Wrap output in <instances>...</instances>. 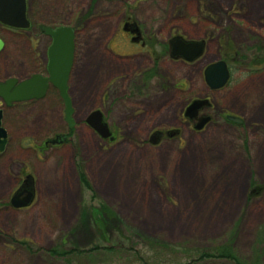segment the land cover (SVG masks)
Masks as SVG:
<instances>
[{
  "label": "rangeland",
  "instance_id": "1",
  "mask_svg": "<svg viewBox=\"0 0 264 264\" xmlns=\"http://www.w3.org/2000/svg\"><path fill=\"white\" fill-rule=\"evenodd\" d=\"M28 9L29 31L0 29V79L44 71L40 24L72 27L74 126L54 95L6 117L0 264H192L225 243L241 261L264 264V0H28ZM125 18L139 24L146 48L121 34ZM174 38L201 42L203 53L171 59ZM219 60L230 76L211 91L202 73ZM204 97L211 119L196 131L181 113ZM95 110L111 139L85 124ZM59 135L64 143L40 147ZM24 174L34 203L7 209ZM62 244L89 254L52 257Z\"/></svg>",
  "mask_w": 264,
  "mask_h": 264
},
{
  "label": "water",
  "instance_id": "2",
  "mask_svg": "<svg viewBox=\"0 0 264 264\" xmlns=\"http://www.w3.org/2000/svg\"><path fill=\"white\" fill-rule=\"evenodd\" d=\"M0 24L4 27L24 30L29 28L27 19V0H0ZM44 34L51 37V45L47 53V76L43 77L34 74L30 78L19 82L8 79L0 83V97L9 105L15 101H25L29 99H40L45 95L49 85L54 87L63 103V116L68 129L74 126L73 107L68 93V80L74 59V32L67 26H58L50 28L41 26ZM0 41V49H1ZM172 57H180L186 62H192L203 53V44L201 42H186L180 38L172 41L170 48ZM230 73L224 60L211 63L203 70L205 84L210 90H219L223 88L229 79ZM16 85V86H15ZM208 101L203 99L193 100L185 109L184 116L189 119H196L193 126L194 130L200 131L209 121V117H198V110ZM0 111V152L3 151L6 143V132L1 127ZM227 120L240 123V120L234 117H227ZM85 124L89 126L100 138L107 139L110 132L107 124L104 123L102 114L99 110L92 111L85 118ZM65 140L64 135H59L50 141V143H62ZM33 198V192L23 190L15 193L10 198V205L15 209L27 207Z\"/></svg>",
  "mask_w": 264,
  "mask_h": 264
},
{
  "label": "flooded vegetation",
  "instance_id": "3",
  "mask_svg": "<svg viewBox=\"0 0 264 264\" xmlns=\"http://www.w3.org/2000/svg\"><path fill=\"white\" fill-rule=\"evenodd\" d=\"M27 19H28V21H29V28H27V29H24V30H15V29H10V28H7V27H4V26H2L1 24H0V29L1 30H3V31H6L7 33H9L10 35H12V36H15V37H17V38H19L22 34V32H26V31H29L33 26H32V21H31V19H30V17H29V9H28V0H27ZM41 26H46V27H50V28H55V27H58V26H67V27H70V26H68V25H43V24H40L39 26H38V30H39V33L48 41V45H47V47H46V61H45V67H44V71H40L39 73H37V74H39V75H41V76H43V77H46L47 76V73H46V65H47V53H48V48L50 47V45H51V37H49L48 35H46V34H44L43 32H42V30H41ZM70 28H72V27H70ZM72 30H73V32H74V40H73V42H74V51H75V36H76V30L75 29H73L72 28ZM121 34H123L125 37H126V39L131 43V44H134V45H139L140 47H141V49H144V48H146V46H147V43L145 42V40L143 39V32H141V30H140V27H139V24L135 21V20H132L131 18H125L124 20H123V22H122V24H121ZM148 39V38H147ZM146 39V40H147ZM175 39H178V38H174V39H171L172 41H174ZM183 40V39H182ZM0 41H1V49H0V52H2L3 50H4V48H5V42H4V40L3 39H0ZM171 44H172V42L170 43H168L167 45H166V51L165 52H167V55L171 58V59H173V60H179V61H181L182 63H188V62H186V61H184L182 58H180V57H172L171 56V52H170V48H171ZM146 52H149V50H147ZM124 57H128V56H124ZM199 58V57H198ZM197 58V59H198ZM197 59H195L194 61H196ZM194 61H192V62H194ZM230 73V72H229ZM32 75H34V74H31L30 76H28V77H26V78H24V79H18L16 76H12V77H7V78H5V79H0V83H4L6 80H8V79H15V80H17V82H16V85L19 83V82H22V81H24V80H26V79H28V78H30ZM202 75H203V73H202ZM203 81H204V78H203ZM205 83V82H204ZM15 85V86H16ZM206 85V84H205ZM206 87L208 88V86L206 85ZM209 89V88H208ZM210 90V89H209ZM211 91H214V90H211ZM55 96L57 99H60V97H59V94H58V91L54 88V87H52V86H50L49 85V87H48V89L46 90V92H45V95L42 97V98H40V99H29V100H25V101H15V102H11L9 105H7L5 102H4V100L0 97V111H1V113H2V115H1V127L5 130V132H6V143H5V146H4V149H3V151L2 152H0V157L1 156H3V154L5 153V151L7 150V148H8V145H9V132H8V130H7V128H6V126H5V119H6V117L8 116V115H10V117H13V116H15L16 114H15V110L17 109V108H25L26 106H30V105H32V104H35V103H39V102H42V101H44V100H47L48 99V97H50V96ZM196 99H201V100H203V99H205V100H207L208 101V105H204L203 107H201L199 110H198V112H197V118L198 117H209V121L207 122V123H209L210 122V116H209V114H208V110L211 108V102H210V99H208L207 97H204V98H193V99H189L188 101H186L185 102V104H184V106H183V109H182V113H181V118H182V122H185L188 126H194V124L196 123V119L195 118H193V119H189V118H187V117H185L184 116V113H185V109L187 108V106L193 101V100H196ZM9 112V113H8ZM8 113V114H7ZM11 113V114H10ZM65 122V121H64ZM231 122V121H230ZM206 123V124H207ZM233 123H235V122H233ZM206 124H205V126H206ZM204 126V127H205ZM203 127V128H204ZM108 129H109V126H108ZM197 131V130H196ZM109 132H110V139L112 138V132H111V130L109 129ZM66 141V137H65V140H64V142ZM63 142V143H64ZM40 147H42V149L44 150V149H47V148H49V147H52V145H51V143L48 141L47 142V140L44 142V143H42L41 145H40ZM39 149H41V148H39ZM19 177V176H18ZM21 178V183H20V185H19V187L18 188H16V190H15V192L12 194V196L15 194V193H17V192H20V191H23V190H29V191H32L33 192V198H32V201H31V203L27 206V207H25V208H22V209H15V208H13L11 205H10V198L12 197V196H10V198H9V200H8V204L5 206L7 209H13V210H25V209H27V208H29L33 203H34V200H35V198H36V192H35V189H34V186H33V178L29 175H26V174H24V176H22V177H20ZM1 207H3L2 205H1V201H0V208Z\"/></svg>",
  "mask_w": 264,
  "mask_h": 264
},
{
  "label": "trees",
  "instance_id": "4",
  "mask_svg": "<svg viewBox=\"0 0 264 264\" xmlns=\"http://www.w3.org/2000/svg\"><path fill=\"white\" fill-rule=\"evenodd\" d=\"M81 182L88 189V184L84 180L83 177L81 178ZM252 195H254V194H252ZM105 211H106L105 214L107 216H110L109 211L108 210H105ZM48 252L52 257H54L56 259H61L64 261H71V262H73L72 261L73 256H75L77 254H81V255L89 254V253H87L88 251H84V250L83 251L82 250L77 251V250H73L71 248L67 249L65 246H63V244L60 246H55V247L49 249ZM212 261H216L218 263L219 262L228 263V264H250V263H246L244 261H241L240 257L237 256V254L232 249L230 243H225L220 248L213 249V251H211V252L200 251L199 256L196 257L195 259H193L192 264L203 263V262H212ZM253 264H257V262H254Z\"/></svg>",
  "mask_w": 264,
  "mask_h": 264
}]
</instances>
